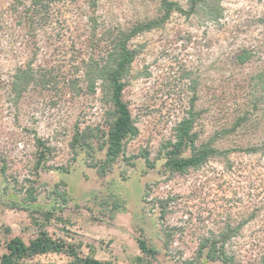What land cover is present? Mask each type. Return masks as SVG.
<instances>
[{
  "label": "rangeland",
  "instance_id": "1",
  "mask_svg": "<svg viewBox=\"0 0 264 264\" xmlns=\"http://www.w3.org/2000/svg\"><path fill=\"white\" fill-rule=\"evenodd\" d=\"M8 1L0 0L3 23H10ZM170 1L181 11L127 42L136 54L122 99L137 133L105 166L112 107L99 83L86 90L80 60H104L118 29L163 15L161 0H98L91 14L82 0L65 2L55 36L61 45H31L24 53L11 42L21 35L0 25V256L9 238L28 243L43 222L51 238L101 261L224 264L205 261L207 247L200 246L219 242L229 224L240 226L225 246L234 264H264V88L256 84L264 67V0H218L217 20L200 5L187 14L190 0ZM14 51L31 58L37 73L54 75L50 82L36 76L15 100L7 90ZM191 98L195 143H210L215 152L196 167L171 171L166 145L187 119ZM240 115L247 118L241 125L223 130ZM33 208L50 210L51 218L45 222ZM139 234L158 250L153 259L140 252ZM68 260L47 252L20 264Z\"/></svg>",
  "mask_w": 264,
  "mask_h": 264
},
{
  "label": "trees",
  "instance_id": "2",
  "mask_svg": "<svg viewBox=\"0 0 264 264\" xmlns=\"http://www.w3.org/2000/svg\"><path fill=\"white\" fill-rule=\"evenodd\" d=\"M76 2L77 0H9L7 6V14L5 15L10 23L4 22L5 27H9L12 36H19L23 40L17 41L14 39L11 42L20 44L22 53L31 45L48 44L57 46L61 45V40L57 36L58 20L62 18L61 5L65 2ZM88 12L91 14L95 11L98 0H82ZM218 0H190L187 14L195 11L197 5L203 6L206 10L207 18L217 20L221 15V8L217 4ZM163 15L159 19L150 20L147 22H139L131 25L127 29H118L111 36V51L104 60L90 58L84 63V59L80 60V67L84 68L85 88L89 92H94L96 83L100 84V89L103 91L107 100L110 102L112 109L109 114L111 120L105 132V152L103 165H110L114 159L123 152L124 141L136 135L137 128L131 118V114L126 102L122 99V91L124 87L123 77L132 62L136 51L128 46V40L138 31L150 29L166 19L168 15L175 9L180 8L170 0H161ZM181 11V10H180ZM89 14V15H90ZM87 16L90 21L93 20V28L95 19ZM0 21V25L4 24ZM44 34L46 36H42ZM42 36L41 42L36 41V37ZM73 44V43H72ZM13 61L14 68L7 74V90L8 94L12 95L13 99H18L28 91V86L33 81L37 80L36 76H40V81L50 82L54 75L51 71H42L37 73L31 67V58L16 54L14 51ZM11 56V57H12ZM256 84L264 88V67L259 70L256 76ZM256 99H252V104L255 106ZM198 112L194 110V98H191L187 107V119L179 122L173 142H168L166 147L170 149L166 152L165 165L171 171L182 172L189 167H196L208 159V156L215 152L210 143L196 145V132L193 131L195 115ZM246 115L237 116L232 122L230 128L223 129L224 131H232L236 129L242 122L246 120ZM78 132L76 130L73 139L78 141ZM39 142V141H37ZM259 146H250L247 151L256 152ZM189 153L184 154L185 151ZM102 171L105 169L102 167ZM101 171V172H102ZM32 197V196H30ZM38 212L48 221L52 215L50 210L43 211L41 208L30 209ZM40 230L36 237L25 243L20 237L13 236L6 241V251L0 256V264H20L24 258L32 257L36 254L47 252H63L69 260L65 264H115L110 261H101L93 256H81L78 253L77 246L72 243H67L61 240L51 238L43 229V222H40ZM240 226L231 227L229 224L219 234L218 240H212L201 244L200 249L207 247L204 254V260H221L224 264H234L233 257L225 249L227 240L238 231ZM137 246L140 252L149 259H153L158 250L149 244L144 236L139 234L136 239ZM260 264H263L261 261Z\"/></svg>",
  "mask_w": 264,
  "mask_h": 264
}]
</instances>
